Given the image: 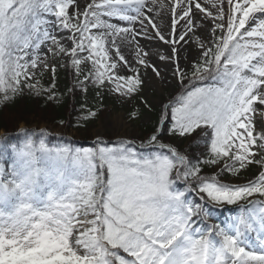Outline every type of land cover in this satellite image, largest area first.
<instances>
[{
	"label": "rangeland",
	"instance_id": "1",
	"mask_svg": "<svg viewBox=\"0 0 264 264\" xmlns=\"http://www.w3.org/2000/svg\"><path fill=\"white\" fill-rule=\"evenodd\" d=\"M181 1L0 0V97L79 65L111 100L86 131L6 110L0 137L37 141L0 138V264H172L202 241L197 264H264V233L234 234L257 206L223 203L264 186V0Z\"/></svg>",
	"mask_w": 264,
	"mask_h": 264
},
{
	"label": "trees",
	"instance_id": "2",
	"mask_svg": "<svg viewBox=\"0 0 264 264\" xmlns=\"http://www.w3.org/2000/svg\"><path fill=\"white\" fill-rule=\"evenodd\" d=\"M62 72V70L59 71L57 78L54 80H49L44 76L40 84L38 81L32 83L25 79L18 80L13 92L4 98L0 97V130L7 127L3 122L6 110H16L18 112L19 108L17 107L20 105L25 110L23 113H33L35 110H39L41 113L47 115L46 121L58 126H66L76 131H86L90 126L96 124L100 118L101 109L111 104V100L103 91L102 85L85 86V82L82 81L87 80L88 74L79 65L76 66V69H71L70 76H68L70 77L69 79ZM73 85H77V87L82 85L84 89L80 87L74 88ZM149 113L151 115V122L146 125V132H152L156 128L155 119L157 111L156 113L155 111H150ZM4 132V136L0 138L10 146H17L16 142L20 137H28L29 133L33 135L31 138L33 143L35 144L37 141V135L32 131L23 130L18 132L15 129L7 128ZM41 139L47 145H53L57 142V139L53 140L45 137V135L41 136ZM203 156L207 160L208 158H212V155L208 154L207 151L203 153ZM191 157L194 158L193 156ZM199 172L198 175H201L205 172L209 173V170L203 167ZM215 211L209 209L207 215L215 216L216 223L221 224L222 220L216 215ZM195 212L196 218L198 214H203L202 212L204 211L201 205L197 204ZM232 214L230 213L231 216Z\"/></svg>",
	"mask_w": 264,
	"mask_h": 264
},
{
	"label": "snow or ice",
	"instance_id": "3",
	"mask_svg": "<svg viewBox=\"0 0 264 264\" xmlns=\"http://www.w3.org/2000/svg\"><path fill=\"white\" fill-rule=\"evenodd\" d=\"M261 184L264 185V181H261ZM251 197V200L248 198ZM224 204H236L235 208L229 207L227 210L229 212H236L242 208H249L248 204L251 203L252 205L257 206L258 210H250L246 216H240L236 219V225L234 228V234L237 238L243 235L244 232L259 234L264 233V186L255 187V188H248V189H240L239 195L237 196L236 200H230L223 202ZM203 211L207 212V210L202 209ZM224 208L220 207L218 210V214L223 213ZM229 228H232L233 225L229 224ZM219 232V230H217ZM226 233H220L221 239L223 240L226 236ZM225 244L232 245V241L224 240ZM207 241H202L201 246H198L196 249H181L179 250L181 254L187 251L189 256H196L197 261H193L192 259L185 258L180 261L174 260L172 264H197L200 252L207 253ZM234 259L231 261V264H252V262L244 258L243 253L240 254L239 257H236L233 253ZM264 260V257L261 258ZM217 264H220L218 261Z\"/></svg>",
	"mask_w": 264,
	"mask_h": 264
},
{
	"label": "bare ground",
	"instance_id": "4",
	"mask_svg": "<svg viewBox=\"0 0 264 264\" xmlns=\"http://www.w3.org/2000/svg\"><path fill=\"white\" fill-rule=\"evenodd\" d=\"M65 1H67V0H61V4L63 3V5H65V9L67 8V7H69V6H72V7H77V6H79V4L82 2V1H84V0H69V1H67V2H65ZM188 2H189V0H188ZM205 2H206V0H205ZM185 5H188V3L186 2V1H184V0H182L181 2H180V6H181V8L183 9V6H185ZM204 7H206V3H204ZM201 10V12L202 13H205V12H207L204 8H200ZM159 19H156V24H158L159 26H161L163 23H164V27H163V29H164V31L166 30V29H168L167 28V23H165V21L163 22V23H160V21L159 20H161L162 21V17L160 18V17H158ZM118 22V25H115L116 26V31L114 30V27H113V25H110L111 27H113V28H109L108 29V31H114L113 33H111L110 34V42L112 43V44H116V45H118L121 49H122V52L126 55V56H129L130 57V54L133 52V44H135V43H137V42H134V43H130V42H125L124 44H121L120 43V36H122V35H124L125 34V32L126 31H128L127 29H122V27H123V25H125V23H127V21L126 20H123V19H120V20H118L117 21ZM128 24V23H127ZM194 24V23H193ZM199 24V23H198Z\"/></svg>",
	"mask_w": 264,
	"mask_h": 264
}]
</instances>
